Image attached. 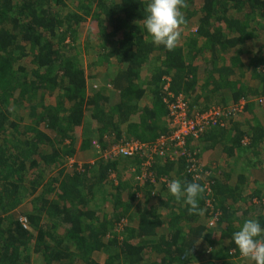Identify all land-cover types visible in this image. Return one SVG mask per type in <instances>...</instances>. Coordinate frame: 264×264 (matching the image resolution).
Masks as SVG:
<instances>
[{
    "label": "trees",
    "instance_id": "16d2710c",
    "mask_svg": "<svg viewBox=\"0 0 264 264\" xmlns=\"http://www.w3.org/2000/svg\"><path fill=\"white\" fill-rule=\"evenodd\" d=\"M149 2L0 0V264H251L232 236L247 219L264 228V0H186L172 51L151 42ZM179 94L219 120L158 145L147 177L144 152L98 155L170 134ZM173 179L212 181L203 215Z\"/></svg>",
    "mask_w": 264,
    "mask_h": 264
},
{
    "label": "clouds",
    "instance_id": "9594fccd",
    "mask_svg": "<svg viewBox=\"0 0 264 264\" xmlns=\"http://www.w3.org/2000/svg\"><path fill=\"white\" fill-rule=\"evenodd\" d=\"M187 7L186 0H150L143 23L154 45L168 51L178 46L187 24L182 9ZM167 187L177 202L183 200L189 206V215H203L205 210L199 207L198 198L205 192L204 187L195 182L182 184L179 179L171 180ZM232 239L242 258L251 264H264V228L258 220H245Z\"/></svg>",
    "mask_w": 264,
    "mask_h": 264
},
{
    "label": "built area",
    "instance_id": "2783aa9c",
    "mask_svg": "<svg viewBox=\"0 0 264 264\" xmlns=\"http://www.w3.org/2000/svg\"><path fill=\"white\" fill-rule=\"evenodd\" d=\"M171 101H168L166 105V108L168 110V121L172 128L170 134L167 136H161L157 142L154 143L153 146L149 147L144 142H140L138 140L134 139H119L117 142H111L109 143L108 148L105 151H101L99 156L107 157L108 155L111 156H117V155H123V156H129L134 155L135 153H145L146 159L140 164L141 166V174L138 175V178H143L149 176L152 171L150 169L151 161L153 154L157 155H163L164 148L160 147V149H157L158 145L162 146L166 141H172L175 144L182 145L185 142V139L189 136L193 138V140L198 139L200 132L206 127L211 124H215L220 117V114L222 113L221 107H212L210 109H207L205 111H198V110H192L189 111L188 107V101L187 99L182 96L181 94L170 97ZM258 102L263 103L264 102V96H260L257 98ZM164 100H168L167 98H164ZM244 100H241L238 105H231L230 109H232V112H241L243 109ZM170 143V142H169ZM145 150H148L146 152ZM185 156H190L191 154L188 152H184ZM176 155H181L179 153H176ZM171 160L174 159V156L170 157ZM187 160L192 161L191 164L187 167V172L192 175V178L194 180L200 179L201 169L198 167V164L195 162L194 158H188ZM151 178H153L151 176ZM211 180H205L203 182V187L205 188V194L210 195V183ZM168 185V183H166ZM210 199H206V204L210 206ZM264 202V198H263ZM20 223L24 228H29L28 221L26 217H20ZM215 222V214L213 216H210L208 218V223L210 225L214 224Z\"/></svg>",
    "mask_w": 264,
    "mask_h": 264
},
{
    "label": "crops",
    "instance_id": "0c3cea01",
    "mask_svg": "<svg viewBox=\"0 0 264 264\" xmlns=\"http://www.w3.org/2000/svg\"><path fill=\"white\" fill-rule=\"evenodd\" d=\"M205 149H206V148H205ZM202 151H203V152H202V153H203L202 160H203V161H208V159H206V158L210 157L211 152H209V151L206 152V150H204V149H203Z\"/></svg>",
    "mask_w": 264,
    "mask_h": 264
},
{
    "label": "rangeland",
    "instance_id": "374dc122",
    "mask_svg": "<svg viewBox=\"0 0 264 264\" xmlns=\"http://www.w3.org/2000/svg\"><path fill=\"white\" fill-rule=\"evenodd\" d=\"M98 204H101V203H98ZM101 207L103 206V204L102 205H100ZM105 209V208H104Z\"/></svg>",
    "mask_w": 264,
    "mask_h": 264
}]
</instances>
